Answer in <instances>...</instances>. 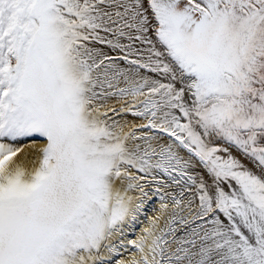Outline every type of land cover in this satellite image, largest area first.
Segmentation results:
<instances>
[{"label": "snow or ice", "instance_id": "snow-or-ice-1", "mask_svg": "<svg viewBox=\"0 0 264 264\" xmlns=\"http://www.w3.org/2000/svg\"><path fill=\"white\" fill-rule=\"evenodd\" d=\"M0 264H264V0H0Z\"/></svg>", "mask_w": 264, "mask_h": 264}, {"label": "bare ground", "instance_id": "bare-ground-1", "mask_svg": "<svg viewBox=\"0 0 264 264\" xmlns=\"http://www.w3.org/2000/svg\"><path fill=\"white\" fill-rule=\"evenodd\" d=\"M24 144L27 145V146L25 147V151H26V152L29 151V150H30V141H27V140H26V142H25ZM21 158H22V155H21ZM149 214H151V213H149Z\"/></svg>", "mask_w": 264, "mask_h": 264}, {"label": "rangeland", "instance_id": "rangeland-1", "mask_svg": "<svg viewBox=\"0 0 264 264\" xmlns=\"http://www.w3.org/2000/svg\"><path fill=\"white\" fill-rule=\"evenodd\" d=\"M26 142V140L25 141H23V143H25Z\"/></svg>", "mask_w": 264, "mask_h": 264}]
</instances>
